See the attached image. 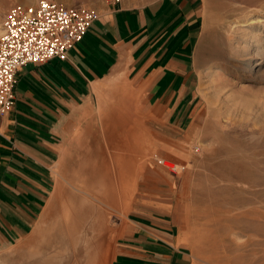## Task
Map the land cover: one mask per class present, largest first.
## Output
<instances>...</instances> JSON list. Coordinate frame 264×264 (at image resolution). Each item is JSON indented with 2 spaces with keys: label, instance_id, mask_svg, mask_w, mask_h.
Returning a JSON list of instances; mask_svg holds the SVG:
<instances>
[{
  "label": "rangeland",
  "instance_id": "1",
  "mask_svg": "<svg viewBox=\"0 0 264 264\" xmlns=\"http://www.w3.org/2000/svg\"><path fill=\"white\" fill-rule=\"evenodd\" d=\"M37 1L0 0V31L11 7ZM55 1L98 11L115 3ZM120 1L143 6L161 0ZM186 1L198 20V34L191 58L197 98L184 130L169 131L160 120L135 114L132 102L120 99L129 93L128 84L99 83L95 111H82L77 119L81 122L63 137L37 226L23 240L0 249V264H33L48 246L41 240L51 237L50 228L65 208L57 205L58 198L52 199L55 191L70 186L69 181L81 183L84 169L103 148L111 155L131 153L134 158L133 163L121 159L118 164L121 181L109 170L107 187L92 190L115 194L99 202L106 213V231L101 243L88 246L82 264H112L134 209L135 219L151 211L170 221L192 264H264V0ZM106 108L124 114L120 151L111 148L109 134L101 131L107 128L100 125Z\"/></svg>",
  "mask_w": 264,
  "mask_h": 264
},
{
  "label": "crops",
  "instance_id": "2",
  "mask_svg": "<svg viewBox=\"0 0 264 264\" xmlns=\"http://www.w3.org/2000/svg\"><path fill=\"white\" fill-rule=\"evenodd\" d=\"M99 12L100 19L66 60L28 65L17 73L15 107L0 117V249L23 240L37 226L63 137L81 122L82 111H95L99 83L128 84L129 93L120 99L132 102L135 114L158 119L169 131L180 133L192 114L197 70L191 58L198 20L187 1L143 6L120 1L103 5ZM104 111L100 125L107 128L101 131L120 132L116 137L123 140L119 127L126 125L124 114ZM145 213L135 219L134 209L129 216L112 264H192L172 223Z\"/></svg>",
  "mask_w": 264,
  "mask_h": 264
},
{
  "label": "built area",
  "instance_id": "3",
  "mask_svg": "<svg viewBox=\"0 0 264 264\" xmlns=\"http://www.w3.org/2000/svg\"><path fill=\"white\" fill-rule=\"evenodd\" d=\"M99 19L100 12L95 8L65 6L55 0L11 7L0 33V117L15 107L21 68L52 59L66 60L73 46Z\"/></svg>",
  "mask_w": 264,
  "mask_h": 264
},
{
  "label": "bare ground",
  "instance_id": "4",
  "mask_svg": "<svg viewBox=\"0 0 264 264\" xmlns=\"http://www.w3.org/2000/svg\"><path fill=\"white\" fill-rule=\"evenodd\" d=\"M106 132L109 134L106 137V142L108 141L111 144L113 150L120 151V147L124 142L116 136L121 133L112 130ZM107 149H110V146ZM120 155L119 152H115L114 155L108 154L106 149L103 148L95 157V165L89 164L84 169L82 182H77L78 186L77 183L69 181L70 186L62 187L60 185L57 188L59 190L55 191L52 199L58 198L57 205L65 208L58 216L57 222L50 228L49 234H51V237L41 240L42 243H45V247L47 244L48 246L34 260L33 264H56L58 259V261L62 260L61 264H76V262L82 264L88 246L101 243L106 231V213L100 207L99 202L102 203V198L115 193L104 192L99 195L92 190L93 188L105 189L107 187L110 180L108 178L109 170L113 173L112 175H118L113 176L114 179L119 178L121 181L118 164L121 163V159L133 163L134 157H130L131 153H126L123 157H120ZM161 170L167 174L166 176H170L166 169L162 168ZM179 176L181 177V175ZM60 189L63 190V194L60 193ZM112 190L113 187H111ZM68 249L72 251L69 252ZM99 250L97 251L99 252ZM87 252L89 253V251ZM81 257L82 259L79 261Z\"/></svg>",
  "mask_w": 264,
  "mask_h": 264
}]
</instances>
